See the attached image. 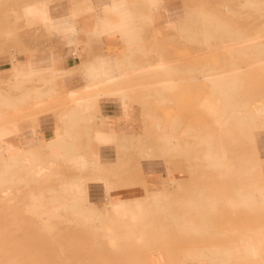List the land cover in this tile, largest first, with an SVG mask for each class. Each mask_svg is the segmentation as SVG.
<instances>
[{"label":"rangeland","instance_id":"rangeland-1","mask_svg":"<svg viewBox=\"0 0 264 264\" xmlns=\"http://www.w3.org/2000/svg\"><path fill=\"white\" fill-rule=\"evenodd\" d=\"M177 1L182 23L174 39L149 46L165 60L136 61L149 75L131 82L128 93L144 124L119 150L128 155L123 167L134 171L129 185H139L143 165L159 164L167 184L145 188L128 206L110 201L104 172L82 173L62 161L69 156H47L49 166L41 157L8 171L1 165L0 264H264V128L256 116L264 107V0ZM210 99L219 114L206 107ZM11 111L8 105L1 114ZM25 120L34 116L8 126ZM96 138L113 142L112 135ZM28 159L43 169L40 177ZM85 159L82 165L97 167V157ZM98 183L105 189L96 200ZM116 203L137 218H114ZM105 224L119 237L116 248Z\"/></svg>","mask_w":264,"mask_h":264},{"label":"crops","instance_id":"crops-1","mask_svg":"<svg viewBox=\"0 0 264 264\" xmlns=\"http://www.w3.org/2000/svg\"><path fill=\"white\" fill-rule=\"evenodd\" d=\"M180 23L177 0L155 7L146 0H0V133L9 135L0 140V166L8 171L30 157L49 166L47 156H69L53 160L82 173L104 172L110 201L128 206L144 197L145 188L161 190L164 167L143 165L139 185L131 186L134 171L123 167L128 155L119 150L144 124L128 93L131 82L145 83L149 75L136 61L165 60L149 46L174 39ZM8 105L12 111L2 116ZM29 115L34 120L8 126ZM98 133L112 135L113 142H99ZM81 157H97V167L82 165ZM100 185L93 190L96 200L105 189Z\"/></svg>","mask_w":264,"mask_h":264},{"label":"bare ground","instance_id":"bare-ground-1","mask_svg":"<svg viewBox=\"0 0 264 264\" xmlns=\"http://www.w3.org/2000/svg\"><path fill=\"white\" fill-rule=\"evenodd\" d=\"M206 107L209 108L210 109V112L213 113V114H219L221 112V110H220L221 107L215 106L212 103V99H210V101L206 104ZM224 107H227V106H223L222 109ZM256 116H257V120L261 121L262 126L264 128V107L263 108H259V109L256 110ZM212 162L213 161H211V163ZM28 168H30L31 170H33V174L36 177H40L43 174V172H44L41 167L40 168H37V169H33L32 166H31V163L29 161H28ZM78 192H79V197L82 200L83 199V192L81 190L78 191ZM2 193H3V195L7 196L9 194V190H4ZM137 209H139V206L138 205H137ZM107 216L108 215L106 214L105 215V218H107ZM113 217L114 218L126 217V218H128V220L130 222H133L137 218V214L132 209H129L128 207L124 206L122 203H116V204L113 205ZM105 223H107V221ZM104 226H105L104 229L107 231L105 233H108L107 234V241H108L109 245L112 248H116L117 245H118V243H119V237L116 235L115 232H113V230L111 228V225L105 224ZM244 251L248 255L253 253V249L250 246H247L244 249Z\"/></svg>","mask_w":264,"mask_h":264}]
</instances>
